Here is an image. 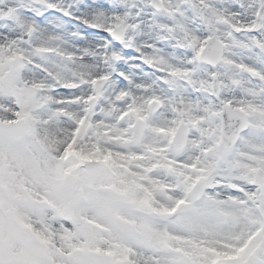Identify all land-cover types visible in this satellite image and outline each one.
Here are the masks:
<instances>
[{
    "label": "snow or ice",
    "instance_id": "1",
    "mask_svg": "<svg viewBox=\"0 0 264 264\" xmlns=\"http://www.w3.org/2000/svg\"><path fill=\"white\" fill-rule=\"evenodd\" d=\"M0 264H264V0H0Z\"/></svg>",
    "mask_w": 264,
    "mask_h": 264
}]
</instances>
